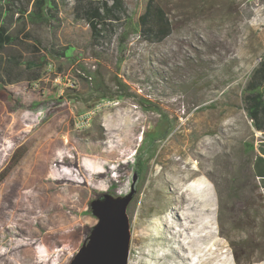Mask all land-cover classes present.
<instances>
[{"label": "rangeland", "instance_id": "rangeland-1", "mask_svg": "<svg viewBox=\"0 0 264 264\" xmlns=\"http://www.w3.org/2000/svg\"><path fill=\"white\" fill-rule=\"evenodd\" d=\"M146 1L125 0L130 17L103 46L64 10L61 27L28 23L33 37L21 35L9 49L47 63L33 68L41 74L36 81L27 80L33 70L24 63L21 81L0 83V104L11 111L0 127V170L17 146L34 147L9 183L25 186L21 226L32 231L33 221L58 205L52 232H76L68 245L38 237L26 254L20 247L32 242L0 218V264H70L98 221L90 202L107 192L127 194L139 168L128 206V264H264L260 245L240 249L237 259L229 238L248 233L232 229L241 200H227L245 142L259 140L255 160L264 170V138L242 102L264 57V0H158L173 20L162 42L137 31ZM61 47L67 56L52 50ZM87 112L92 116L81 124ZM28 150H18L14 165Z\"/></svg>", "mask_w": 264, "mask_h": 264}, {"label": "trees", "instance_id": "trees-1", "mask_svg": "<svg viewBox=\"0 0 264 264\" xmlns=\"http://www.w3.org/2000/svg\"><path fill=\"white\" fill-rule=\"evenodd\" d=\"M64 10H69L76 21L87 24L91 39L99 46L111 43L117 31L130 17L125 0H0V83L13 84L21 81L20 75L23 71L19 70V67L24 63L33 70L31 74H28L27 80L36 81L41 77V74L33 68L42 67L47 63L46 59L42 60V64L25 61L22 53L9 49L21 40V35L26 38L33 37L32 31L27 30L28 23L41 24L52 29L61 27L63 23L61 13ZM137 31L148 42L164 41L173 31V20L169 11L158 0H147L137 19ZM39 43L42 44L41 40ZM34 48L36 49L35 46ZM66 49V47L52 48L62 56L68 55ZM119 83L121 87L125 85L122 80ZM242 102L255 131L264 135V57L253 69L243 87ZM22 109L19 108L13 113ZM6 111L11 112L5 104H0V127ZM22 146H28L29 150L22 160L14 165L17 161L16 154ZM33 150L34 147L29 146L28 143L20 144L12 152L7 164L0 170V178H4L0 183V218L11 220L32 242L20 247L26 254H29L28 251L33 253L32 248L35 247V239L38 237L46 243L54 239L59 244L68 245V242L73 239V233L76 232L74 228L57 233L52 232L56 228L51 220L52 212L59 211L58 205L50 208L46 215L36 218L32 223V231L28 232L21 226L24 220L18 215L27 210L22 207L21 201L23 194L26 195L25 186L15 182L14 187H9V183ZM244 155L241 170L231 179L227 197V200L238 198L242 202V207L230 215L233 231L239 234L245 230L248 233L247 239L236 241L232 236L229 238L239 260L240 249L264 246V193L253 169L255 157L253 143L245 142ZM137 165L142 166L141 159H138ZM141 170L139 168L136 173L139 175ZM105 173H109V169L105 170ZM47 184L48 194L55 197L57 188L48 179ZM45 222L50 223L45 225ZM35 224L38 228L34 227ZM245 263H250V260H246Z\"/></svg>", "mask_w": 264, "mask_h": 264}, {"label": "water", "instance_id": "water-1", "mask_svg": "<svg viewBox=\"0 0 264 264\" xmlns=\"http://www.w3.org/2000/svg\"><path fill=\"white\" fill-rule=\"evenodd\" d=\"M133 178L131 190L124 195L103 193L90 202L98 219L72 258L70 264H128L131 253L132 229L128 206L136 193Z\"/></svg>", "mask_w": 264, "mask_h": 264}, {"label": "crops", "instance_id": "crops-1", "mask_svg": "<svg viewBox=\"0 0 264 264\" xmlns=\"http://www.w3.org/2000/svg\"><path fill=\"white\" fill-rule=\"evenodd\" d=\"M263 138H264V136H263ZM258 142H259V140H257L254 143V148H257V150L259 151V149L257 147V143ZM262 150H261L260 154H262L263 161H264V152ZM255 158H256V151H255V157H254V161H253V169H254L255 174L257 175V178L259 179V183L261 184V187H262V190H263V193H264V170H260L259 169V167H258L259 162H257L255 160ZM261 163H263V162H261Z\"/></svg>", "mask_w": 264, "mask_h": 264}, {"label": "built area", "instance_id": "built-area-1", "mask_svg": "<svg viewBox=\"0 0 264 264\" xmlns=\"http://www.w3.org/2000/svg\"><path fill=\"white\" fill-rule=\"evenodd\" d=\"M91 116H92V112L85 113L84 115H82L80 123L81 124H85L86 122L88 123ZM257 135L262 137L264 136L261 132H257Z\"/></svg>", "mask_w": 264, "mask_h": 264}, {"label": "bare ground", "instance_id": "bare-ground-1", "mask_svg": "<svg viewBox=\"0 0 264 264\" xmlns=\"http://www.w3.org/2000/svg\"><path fill=\"white\" fill-rule=\"evenodd\" d=\"M172 149H174L175 150V148H172ZM177 151V150H176Z\"/></svg>", "mask_w": 264, "mask_h": 264}]
</instances>
